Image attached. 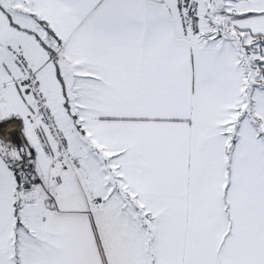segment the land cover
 Wrapping results in <instances>:
<instances>
[{
  "label": "snow or ice",
  "instance_id": "6c2138e0",
  "mask_svg": "<svg viewBox=\"0 0 264 264\" xmlns=\"http://www.w3.org/2000/svg\"><path fill=\"white\" fill-rule=\"evenodd\" d=\"M0 264H264V0H0Z\"/></svg>",
  "mask_w": 264,
  "mask_h": 264
}]
</instances>
